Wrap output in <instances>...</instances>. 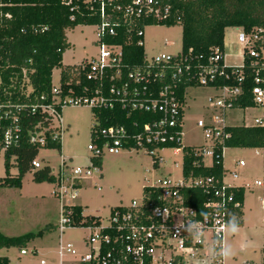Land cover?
Listing matches in <instances>:
<instances>
[{
	"label": "built area",
	"instance_id": "2783aa9c",
	"mask_svg": "<svg viewBox=\"0 0 264 264\" xmlns=\"http://www.w3.org/2000/svg\"><path fill=\"white\" fill-rule=\"evenodd\" d=\"M78 8L74 0H64ZM93 10L99 6L103 20L97 24L99 52L90 59L82 61L86 69L85 77L94 86H85L81 94L73 91L72 95L61 98L62 89L53 87L55 94L52 102H14L0 98V154H7L13 149H20L25 139L40 149L49 143L62 144L65 124L62 108L65 104L87 105L91 108H110L120 106L127 111L151 112L156 115L142 125L136 121L132 126L111 124L94 129V136L88 144L91 152L88 165L74 163L72 156L61 154V162L56 173V188L53 194L60 202V219L57 229L60 231V243L57 250V264H217L212 262V247L223 241L225 226L238 211L243 210L242 201L235 192L239 187L245 190L251 184L234 182L239 178L237 169L224 166V150L229 133L225 122V111L235 107L244 92V63L231 66L226 63L225 52L215 48L207 62L195 61L181 52L174 56L146 55L136 65L124 63L123 45L106 42L105 36H116L118 27L123 23L131 24L139 18L149 16L164 20L169 16L170 5L161 0H132L126 5H118L124 14L109 16L105 11L106 0H83ZM144 29L137 33L144 36ZM262 27L246 31L241 28L238 41L250 56L261 54L256 44L262 42ZM140 44H144L140 40ZM256 65L255 62L251 63ZM264 68V64H262ZM254 86L251 89L253 101L264 105V75L254 69ZM235 79L234 84H216L219 78ZM187 83L189 87L214 86L219 94L209 100L213 102V112L205 119H198L197 124L203 130L205 143L193 147L195 155L201 157V163L212 165L215 158H221L223 170L220 177L204 175H186L183 171L184 152L181 142L183 134L184 105L179 97V87ZM42 112L45 119L39 120L32 127H26L25 118L35 112ZM55 118L58 123H55ZM262 123L256 118L255 124ZM246 124V123H245ZM254 125V124H246ZM140 148L153 156L159 164L164 161L158 153L164 148L177 154L183 153L182 176L180 179L164 178L145 187L141 200L133 199L129 205H118L111 209L108 223H77L74 219L73 203L79 195L80 187L95 171L102 174V165L96 160L102 159L106 150L119 153L121 149ZM257 155L264 151L257 148ZM13 158L10 157V159ZM211 160L207 163L206 159ZM9 159V160H10ZM238 166H245L243 159L236 160ZM32 170L42 168L41 160L35 157L31 161ZM177 166V164H176ZM229 170V171H228ZM227 173L233 181L227 178ZM261 189V206L264 224V171L261 178L253 181ZM198 187L207 199L200 208L188 205L184 190ZM90 230L83 237L82 247L65 243L63 234L69 228ZM202 230V231H201ZM193 237L203 238V243L195 242ZM28 247L20 249V255L28 254ZM35 254L38 250H33ZM52 260V259H51ZM41 258L37 263L55 264L54 261Z\"/></svg>",
	"mask_w": 264,
	"mask_h": 264
},
{
	"label": "trees",
	"instance_id": "16d2710c",
	"mask_svg": "<svg viewBox=\"0 0 264 264\" xmlns=\"http://www.w3.org/2000/svg\"><path fill=\"white\" fill-rule=\"evenodd\" d=\"M132 0H106L105 11L109 16L124 14L118 5H126ZM170 5L169 16L164 20H157L153 16L139 18L131 24L123 23L118 27L116 36H105L106 42L123 45L124 63L136 65L146 56L144 40L137 31L148 24H166L168 26L181 23L182 51L181 60L186 55L195 61L200 59L207 62L209 55L215 48L225 52V29L228 26H237L246 31L262 27L264 29V0H161ZM78 8L72 10V5L64 0H0V98L14 102H52L53 92L52 75L55 68H62L59 87L62 89L61 98L72 95L73 91L81 94L85 86L92 87L93 83L85 77L86 69L79 65H63V55L71 48L67 37V30L80 24H98L103 20L98 5L91 10L83 0H74ZM122 18V17H121ZM261 52L258 56H250L247 49L244 51L245 83L244 92L235 107L247 108L259 106L253 101L251 89L254 82V69L264 75V38L256 44ZM256 65L252 66L251 63ZM235 79L224 80L219 78L216 84H234ZM189 84L183 83L178 93L182 104H186V88ZM192 86H194L192 84ZM264 107V105H262ZM97 123L92 129L111 124H125L132 126L136 121L142 125L156 117L154 113L142 111H127L120 106L110 108H92ZM45 119L42 112H35L25 118L26 127H32L39 120ZM226 131L229 136L225 140L227 147L259 148L264 151V113L262 123L254 125H228ZM194 146L184 145V166L186 175H204L220 177L223 170L221 158H215L212 165L201 163V157L193 152ZM46 148L62 149V144L49 143ZM40 147L31 144L25 139L20 149H13L7 154L6 168L10 166V157H14L19 173L12 176L8 171L0 178V186L21 187L23 177L32 170L31 161L38 156ZM101 158L96 160L101 164ZM154 165L158 166L154 161ZM264 170V165H263ZM37 182H55L56 176L51 172L49 165L34 171ZM144 190L148 188L144 187ZM237 198L244 204L246 190L239 187ZM188 205L200 208L207 196L198 187L184 190ZM74 219L77 223L97 224L99 217L87 215L83 206H73ZM240 225L243 222V210L238 211L235 217ZM57 224H49L50 232L57 229ZM45 230L29 232L19 236H8L0 230V248H26L30 242L42 237ZM0 264H10V258L0 256Z\"/></svg>",
	"mask_w": 264,
	"mask_h": 264
},
{
	"label": "rangeland",
	"instance_id": "374dc122",
	"mask_svg": "<svg viewBox=\"0 0 264 264\" xmlns=\"http://www.w3.org/2000/svg\"><path fill=\"white\" fill-rule=\"evenodd\" d=\"M144 49L146 55L174 56L182 51L181 23L172 26L166 24H148L144 26ZM240 27L228 26L225 29V59L231 66H240L244 61V45L238 41ZM67 37L72 44L63 55V65H79L99 52L97 24H80L67 30ZM62 68H55L52 83H60ZM214 86H192L186 92V104L183 117L184 145L197 146L205 143L203 130L198 126V119H205L213 112V102L209 99L219 94ZM65 130L62 134V149L42 147L38 158L43 165H49L56 175L61 162V154L72 156L75 164L88 165L91 152L88 144L92 139V129L97 123L94 111L87 105L65 104L62 108ZM264 107H233L225 111L228 125L255 124L256 118H262ZM55 123L58 119L55 118ZM258 149L248 147H227L224 150V166L237 169L239 178L234 182L251 184L246 189L243 204V223L239 231L232 234L225 229L223 241L231 245L233 255L225 264H264V224L261 206V189L253 181L263 176L264 158L257 155ZM164 158L158 166L154 165L153 156L140 148H123L119 153L106 150L102 156V174L95 171L80 187L79 195L73 203L83 206L87 215L100 217L102 223H108L111 209L118 205H129L133 199L141 200L144 187L164 178L180 179L182 176L183 153H173L172 149L159 151ZM243 159L245 166H238L236 160ZM6 156L0 154V178L7 171L15 176L19 173L14 157L6 168ZM210 163L209 158L206 159ZM177 164V166H176ZM34 171H28L23 177L21 187L0 186V230L8 236H19L29 232L45 230L42 237L31 241L28 254L20 255V248H0V256L10 258V264L37 263L41 258L54 261L60 243V231L47 230L49 224L56 225L60 219V202L53 194L55 182H37ZM229 171V170H228ZM227 178L233 181L227 173ZM90 230L77 227L65 230L63 241L81 244L83 237ZM38 250L35 254L33 250ZM47 251L50 254H47Z\"/></svg>",
	"mask_w": 264,
	"mask_h": 264
},
{
	"label": "clouds",
	"instance_id": "9594fccd",
	"mask_svg": "<svg viewBox=\"0 0 264 264\" xmlns=\"http://www.w3.org/2000/svg\"><path fill=\"white\" fill-rule=\"evenodd\" d=\"M225 228L227 231H230L232 234H235L239 231V224L235 216L230 218ZM202 231V230H201ZM195 242L203 243V238L193 237ZM233 255V249L231 245L227 244L224 241H221L219 244L212 247L211 256L212 262H217V264H225V262Z\"/></svg>",
	"mask_w": 264,
	"mask_h": 264
},
{
	"label": "crops",
	"instance_id": "0c3cea01",
	"mask_svg": "<svg viewBox=\"0 0 264 264\" xmlns=\"http://www.w3.org/2000/svg\"><path fill=\"white\" fill-rule=\"evenodd\" d=\"M224 41H225V40H224ZM225 45H226V44H225ZM242 223H243V222H242ZM242 223H241V224H242ZM241 224H240V225H241ZM49 252H51V251H47V254H50Z\"/></svg>",
	"mask_w": 264,
	"mask_h": 264
}]
</instances>
